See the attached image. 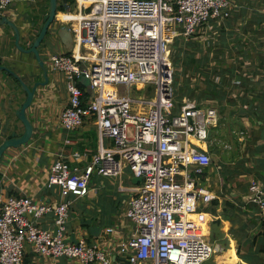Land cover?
Listing matches in <instances>:
<instances>
[{"label": "built area", "instance_id": "built-area-1", "mask_svg": "<svg viewBox=\"0 0 264 264\" xmlns=\"http://www.w3.org/2000/svg\"><path fill=\"white\" fill-rule=\"evenodd\" d=\"M12 1L0 0L1 14ZM234 1L75 0L76 13L62 11L74 44L70 52L49 56L52 69L64 74L69 93L60 122L71 131L93 121L99 146L82 166L86 153L62 149L57 154L47 186L60 188L58 202L26 195L0 200V264H25L27 243L44 257L79 264H205L217 253L219 244L208 237V210L220 196L208 184L207 169L220 110L189 98L177 108L172 45L177 38H194L201 28L214 31L243 5ZM236 59L243 75L253 79L252 62ZM82 75L90 80L84 89ZM126 168L141 178L118 187L131 193L124 211L129 236L122 238L118 227L110 226L98 239L89 241L82 234L77 242H66L69 197L87 195L95 174L120 178ZM249 192L264 218V181L252 180ZM48 214L57 233L39 224Z\"/></svg>", "mask_w": 264, "mask_h": 264}, {"label": "crops", "instance_id": "crops-1", "mask_svg": "<svg viewBox=\"0 0 264 264\" xmlns=\"http://www.w3.org/2000/svg\"><path fill=\"white\" fill-rule=\"evenodd\" d=\"M240 0L234 1L238 5ZM66 6L70 12L76 13L74 2L58 0V17L49 27L48 36L39 46L42 59L48 67L49 82L45 86H39L34 100L27 108L26 114L34 127L33 136L27 144L17 148H9L0 161V200L9 195H26L34 199L60 200V188H49L47 180L50 167L62 149L67 154L79 151L86 155L80 160V166L89 162L99 146V134L93 121H88L79 129L68 131L60 122V114L67 106L69 93L65 76L62 72L54 71L51 67L49 56L51 53H67L71 51V42L66 38V43L58 34L63 24ZM50 0H13L9 8L2 15L8 16L20 29V44L27 47L36 36L37 30L44 21V16L49 12ZM232 14H238L241 9ZM62 14V15H61ZM232 17V16H231ZM230 17V18H231ZM59 20V21H58ZM244 19H238L236 24L242 27ZM224 21V20H223ZM222 21V22H223ZM235 24V25H236ZM196 37V36H195ZM194 37V38H195ZM196 39V38H195ZM199 40V39H198ZM208 41V40H207ZM205 42V41H204ZM73 48V46H72ZM0 65H5L24 79L30 87L37 81H43V69L34 53H24L16 45L14 29L8 24L0 22ZM263 74L255 76L250 81L259 82ZM240 80V79H235ZM241 81V80H240ZM235 83V82H234ZM241 84V83H240ZM235 89L233 97L245 96L255 98L254 107L250 103H239L237 106L229 105L225 115H220L221 130L231 131L232 140H224L222 143L228 147L218 154L213 160L216 164V172L210 171L208 184L219 194L216 205L217 214H211L208 219V237L215 243H219L223 250L215 254L205 264H264V236L263 220L257 204L250 201L249 183L252 180L264 181V118L259 120L258 113L264 112V102L260 98L264 90ZM89 91V89L87 88ZM26 92L10 73L0 70V129L3 131L2 141L12 131L23 134L25 126L17 117L16 110L26 99ZM215 99H208L207 104L214 105ZM218 107V106H216ZM218 107V108H219ZM15 123V129L9 127L8 118ZM12 128V129H11ZM214 129V128H213ZM224 133L222 134V137ZM71 138L72 143L66 144ZM105 144L111 146V140L106 139ZM69 160L79 163L73 156ZM213 172V173H212ZM218 174V178L212 183V174ZM126 175V176H125ZM125 186H133L136 182L128 168L120 178L102 177L94 175L87 195L79 198L70 196L73 203L69 209L68 233L69 236L86 234L89 241L99 238L104 230L110 226H117L122 238H127L131 232L130 223L124 218V211L128 204L130 192L120 191L116 184L124 180ZM123 183V182H122ZM116 188V189H115ZM227 201L233 202L237 207L236 213L223 218L221 212ZM202 210V209H201ZM204 217V215H202ZM197 217V215H193ZM221 219L219 228L212 226L215 219ZM53 214L43 217L39 224L44 228L55 230ZM99 225L101 231L98 236L91 234L89 227ZM257 236L246 237V234ZM225 241L228 242L225 245ZM25 264H79L76 260L66 257L48 258L38 254L30 243L25 247Z\"/></svg>", "mask_w": 264, "mask_h": 264}, {"label": "trees", "instance_id": "trees-1", "mask_svg": "<svg viewBox=\"0 0 264 264\" xmlns=\"http://www.w3.org/2000/svg\"><path fill=\"white\" fill-rule=\"evenodd\" d=\"M68 2H74L75 0H65ZM261 5L264 8V0H261ZM252 7V8H251ZM245 24L241 27L240 32L236 31L235 24L237 20L244 19ZM217 32L216 39H209V41L203 42L195 38H189L188 40H182L177 38L172 45V60L174 65L179 64L181 61L185 63L186 69L184 73H187V69L192 68L196 72L205 73V84L208 91L196 92L195 88H188L185 91L183 84L182 87L179 85V71L174 74V85L176 88V97L183 99L188 97L189 99H195L200 104H205V100L215 99L220 103V113L225 115V111L228 106H237L239 103L246 104L250 103L254 107L255 98L245 96L243 99L240 97H233L232 92L235 89L242 88L243 90L255 91L258 87H264V12L255 8L254 5L245 6L241 9L238 14H235L232 18H227L223 22L215 25L214 31ZM195 46L196 48H194ZM205 48L206 52L203 53ZM211 50H214L213 56H210ZM231 51L235 55L242 56L245 59H249L252 62V66L249 68V73L255 76L263 74L262 79L255 84L254 81L249 80V76L243 75L241 68V61L235 60L234 62L226 63L228 57L226 52ZM201 53V55H199ZM230 53V52H228ZM230 53L231 55H234ZM214 63H213V62ZM212 62L213 64H211ZM209 63L212 66H209ZM219 80L216 81V77ZM235 79H240L241 84L234 83ZM188 85L191 80H184ZM228 85V88L226 87ZM81 88L84 89V85L80 84ZM218 86V88H217ZM226 87V88H225ZM263 91L264 88H261ZM261 102H264V95L260 98ZM258 119L263 120L264 112L258 113ZM222 118L219 119V123L214 129L220 131ZM1 125V124H0ZM213 130V129H212ZM218 204V200H214L209 208V212L218 215L217 209L215 208ZM237 211V207L233 202L227 201L225 208L221 214L223 218H227L230 215H234ZM221 219H215L214 227L219 228L221 225ZM264 228V220L262 222ZM264 236V229H263ZM246 237L253 238L254 241L257 236L252 234H246ZM228 242L225 241V245Z\"/></svg>", "mask_w": 264, "mask_h": 264}, {"label": "water", "instance_id": "water-1", "mask_svg": "<svg viewBox=\"0 0 264 264\" xmlns=\"http://www.w3.org/2000/svg\"><path fill=\"white\" fill-rule=\"evenodd\" d=\"M66 9H68L67 6ZM57 11H58V0H50L49 12L44 16V21L41 24L40 28L37 30L36 36L33 38L32 42L28 44L27 47H24L22 44H20L21 31L19 27L8 16L2 15L0 13V22L3 24H8L14 29L17 47L24 53H34V55L36 56L37 60L40 63V66L44 71L43 73L44 80L37 81L34 83L32 87H30L26 84L23 78H21L17 73H15L9 67L5 65H0V70L10 73L16 80H18V83L21 85V87L23 88V90L26 92L27 95L25 101L16 110L17 117L23 122L25 126V131L23 134H18L16 131H12L4 138V140L0 143V161L5 151H7L9 148H17L20 147L21 145L27 144L33 136L34 127L32 122L27 117L26 110L28 107L31 106L37 88L39 86H45L49 82L48 67L45 65V62L42 59L39 46L45 40L46 36L50 35L48 34L49 27L53 25ZM58 34L61 36L62 40L65 43H66V38L71 42L70 49H72V46L74 44V38L70 27L67 24H63L61 28L58 30ZM80 82L84 86L90 85V80L84 75L80 76ZM211 157L213 160H217V156L215 154L211 153ZM134 181L136 183L140 182L141 178L134 177ZM89 230L92 235L98 236L100 234L101 227L99 225H92L89 227ZM55 233H57V228H55ZM65 241L77 242L78 240L76 234H72L69 238L65 239Z\"/></svg>", "mask_w": 264, "mask_h": 264}, {"label": "rangeland", "instance_id": "rangeland-1", "mask_svg": "<svg viewBox=\"0 0 264 264\" xmlns=\"http://www.w3.org/2000/svg\"><path fill=\"white\" fill-rule=\"evenodd\" d=\"M240 2L244 5V6H248V5H250V6H252V5H254L255 6V8H257V9H259V10H264V8H263V6L261 5V0H240ZM252 8V7H251ZM234 14V13H233ZM232 17H233V15H231ZM231 17V18H232ZM235 29H236V31L238 32H240V30H241V27H240V25L238 26V24H236L235 25ZM200 32H199V34L195 37L196 39H199V40H202L203 42L204 41H206V40H208L209 41V39H216L217 37L216 36H218L216 33H214L213 32V30L211 31V30H209V29H206V28H201L200 30H199ZM207 42V41H206ZM194 48H196L195 46H193ZM203 50H204V54H205V52H206V50H205V48H203ZM214 50H211V52H210V56H213V54H214V52H213ZM228 52H230V53H232L230 50L228 51ZM228 52H226L227 54H226V57H228V58H226L227 59V61H226V63L227 64H229L230 62H234L235 61V58H238L239 57V55L237 56V55H235V53H232V54H234V55H231V57H230V53H228ZM199 55H201V53L199 54ZM213 62V61H212ZM212 62H210L211 64H213ZM209 63V66H212L211 64ZM174 67H175V72L176 71H179V85L182 87V84H183V87H184V89H185V91H187L188 90V88H195L197 91L196 92H202V91H208V89H207V87H206V84H205V82H204V80H205V73H203V72H196L195 73V71H194V69H192V68H189V69H187L186 71H187V73L185 74L184 73V70L186 69V67H185V63H183L182 61L179 63V64H177V65H174ZM175 72H174V74H175ZM190 79L191 80V82L188 84V85H186L185 83V79ZM219 80V77L217 76L216 77V81H218ZM188 87V88H187ZM227 88H228V85L226 86ZM225 87V88H226ZM176 88L177 87H175V90H176ZM217 88H218V86H217ZM206 91V92H207ZM134 93L135 94H138V93H141L140 92V90H135L134 91ZM133 93V94H134ZM186 98H188V97H186ZM176 103H177V108H178V106H179V104L181 103V99H178L177 97H176ZM204 103H207V100H205V102ZM213 104H215L216 106H218L219 107V105L216 103V102H214ZM176 108V109H177ZM220 109V108H219ZM220 115H221V113H220ZM8 123H9V127H12L13 129H15V123H14V121H12L11 119H10V117L8 118ZM11 128V129H12ZM224 133V136L222 137V134ZM211 135H212V139H213V144L211 143L210 145H209V149L210 150H214L217 154L219 153V152H226V151H228V150H224V148H225V143H224V145H223V141L226 139V140H228V141H231L232 140V136H233V133L231 132V131H229V130H227V131H223V129L221 130L220 129V131H218L217 129L215 130V129H213L212 130V132H211ZM225 140V141H226ZM2 142V140H0V143ZM226 149V148H225ZM215 153V154H216ZM216 164H211L209 167H208V169H207V174H209V172L210 171H213V172H216ZM212 172V173H213ZM126 176V175H125ZM125 176H124V180H122V182H123V184L124 185H127L128 184V181L126 180V178H125ZM212 176V183L213 182H215L216 181V179L218 178V174L216 173V174H212L211 175ZM116 186H117V188L119 187V181H117V184H116ZM116 189V188H115ZM210 206V205H209ZM209 206H207V207H209ZM219 244V243H218ZM219 246H220V248H219V250L217 251V253H220L222 250H223V247L219 244ZM216 253V254H217ZM215 255V254H214ZM213 255V256H214ZM210 260V259H209Z\"/></svg>", "mask_w": 264, "mask_h": 264}, {"label": "bare ground", "instance_id": "bare-ground-1", "mask_svg": "<svg viewBox=\"0 0 264 264\" xmlns=\"http://www.w3.org/2000/svg\"><path fill=\"white\" fill-rule=\"evenodd\" d=\"M204 215V214H203ZM204 217H208L207 215H204Z\"/></svg>", "mask_w": 264, "mask_h": 264}]
</instances>
